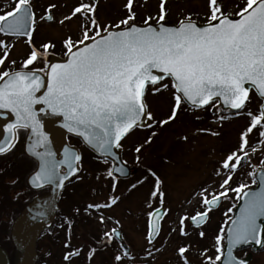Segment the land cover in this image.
<instances>
[{
	"label": "snow or ice",
	"instance_id": "6c2138e0",
	"mask_svg": "<svg viewBox=\"0 0 264 264\" xmlns=\"http://www.w3.org/2000/svg\"><path fill=\"white\" fill-rule=\"evenodd\" d=\"M133 2L126 0V15L117 24L101 26L94 16L95 3L81 0L59 21L62 23L76 16L81 26L80 36L75 41L71 37L62 40L67 59L62 63H45L42 68L30 66L46 57L53 45L51 42L42 43L39 48L31 45L35 24L31 0H15L10 11L0 14V33L29 38L28 51L21 59L19 69L0 71V109L8 110L15 117L12 123L3 127L5 139L0 141V154H5L14 145L18 129L30 130L32 137H39L27 149L29 155L39 161L38 167L27 178L31 187L63 186L69 176L79 171L81 161L80 154L67 147L62 153L63 159H55V154L47 146V137L40 130L41 121L34 105L41 106L40 113L62 117V127L67 132L81 137L100 155L116 160L112 149L120 148L122 139L134 128L166 126L174 122L182 104H187L189 109L211 110L219 103L223 109L236 110L233 114L239 115V110L244 109L249 98L246 85L252 86L264 101V0H243V6L234 13L229 11L232 6L221 0H206L205 26H197L189 16H185L173 28L160 23L165 20L166 0H159L158 30L148 25L151 16L145 18L144 27L130 25L134 19ZM54 7L49 4L41 18L52 21L50 9ZM233 15L238 19L232 18ZM11 47L12 44L0 39V64L5 62ZM40 73H44L46 79ZM165 79L170 84L164 83ZM148 85L153 86L152 93L170 90L171 106L161 119H153L152 112L147 110L144 97ZM248 117L247 125L238 134L237 145L219 162L216 174L221 176L218 184L221 190L212 192L202 188L199 204L203 210L178 217L179 234L186 236L185 221L191 225H203L209 211L227 192H235L244 198L239 214L234 219L229 218L227 256L222 260L221 234L225 227L221 225L214 236L215 256L204 255L207 249L201 253L207 264L221 260L222 264H247L246 260L234 255V249L252 244L264 248V173L260 175V191L242 192L247 185L239 184L232 188L229 184L232 174L247 159L248 150L255 151L248 144L247 135L256 129L262 138L258 142L264 144V103H261L257 114L249 112ZM155 135V131L151 132L145 143L151 142ZM180 138L186 139L184 136ZM140 150L139 146L133 149L137 153ZM114 171L123 173L124 169H107V176L113 180V189ZM252 174L248 173L249 176ZM160 184L161 180L156 178L151 196H163L159 191ZM117 199L109 196L104 204H88L85 211L110 207ZM162 211V208H154L147 214L146 239L149 244L154 234L159 232V225L153 217L159 218ZM99 220L103 223L104 217L100 216ZM103 235L107 242L114 237L119 238L120 234L112 228ZM197 235L203 237L204 233L200 231ZM188 248L189 245L182 244L176 249L182 264H188L185 256ZM73 254L75 250L65 253L63 258L68 261ZM91 255L90 251L88 256ZM127 256L125 248L123 257L118 252L113 259L116 264H122V259Z\"/></svg>",
	"mask_w": 264,
	"mask_h": 264
},
{
	"label": "rangeland",
	"instance_id": "374dc122",
	"mask_svg": "<svg viewBox=\"0 0 264 264\" xmlns=\"http://www.w3.org/2000/svg\"><path fill=\"white\" fill-rule=\"evenodd\" d=\"M14 1L0 0V14L10 11ZM80 2L81 0H31L35 15L34 38L44 36L49 40H59L69 34L77 39L81 32L77 17L74 16L62 23L59 21ZM83 2L93 3L91 0H83ZM125 2L126 0H96L94 16L97 23L101 26L117 24L126 15ZM221 2L232 6L229 11L234 4L243 5V0H221ZM49 4L55 5L50 9L53 20L45 23L41 17ZM158 4L159 0H134V15L138 16L141 22L145 13L151 11L152 20H156ZM165 6L169 10V17L172 18L169 21L174 23L187 10H194L197 13L206 12V0H167ZM0 39L6 42L1 33ZM22 47L23 44L17 42L13 50L9 49L11 55L5 59L6 67L13 65L10 63L11 60L21 61ZM163 82L170 84L168 80ZM151 88L146 90L145 102L148 105L147 110L153 114V119L158 120L169 112L170 90L152 93ZM259 104L260 101L250 95L249 101L244 109L239 111V115L224 114L216 106L211 110H189L181 105L174 122L163 127L152 125L151 128L131 131L121 142L123 160L131 168V173L126 179H115L114 189L112 178L107 176V169L111 165L94 159L80 142L70 139L71 145L78 148L81 156L80 172L68 187L69 193H72L70 209L78 218L79 226L74 235L60 240L58 245L53 243L52 239L42 241V244L48 248L45 247L46 250L41 253L43 261H47V264L86 262L116 264L114 256L120 252L123 257L124 252L118 241L115 242L113 238L112 241L105 242L106 238L103 235L109 229L115 228L120 231L129 249L128 256L122 259V264H182L176 252L182 244L189 245L185 253L188 264H207L201 253L207 249L204 255L215 256L214 236L219 232L222 221L231 214L227 209L235 192L229 191L225 194L227 199L224 203L220 201L203 227L193 228L186 220V236L179 234L178 217L189 216L195 211L203 210L199 204V193L202 188L212 192L221 190L218 188L221 176L216 174L219 162L237 145L238 134L249 121L248 113L257 114ZM200 129L208 131L201 132ZM153 131L156 135L146 144L145 140ZM182 136L186 139H181ZM261 139L256 129L247 135L248 144L252 145L255 151L249 149L247 159L232 174L229 181L232 188L238 182L249 183L251 176L248 173L253 172L255 168L264 169V144L258 142ZM137 146L141 149L138 153L133 151ZM156 178L161 180L159 191L163 193L162 197L150 195ZM109 196L118 198L115 204L107 208L85 211L88 204H104ZM159 207L164 210L160 232L149 244L146 239L149 219L147 214ZM100 216L104 217L103 223L99 220ZM200 231L204 233L203 237L197 235ZM63 241H66L64 247H62ZM73 250L75 254L66 261L63 258L65 253H72ZM90 251L91 257L88 256ZM251 264H264V251L254 255Z\"/></svg>",
	"mask_w": 264,
	"mask_h": 264
},
{
	"label": "flooded vegetation",
	"instance_id": "af4514ba",
	"mask_svg": "<svg viewBox=\"0 0 264 264\" xmlns=\"http://www.w3.org/2000/svg\"><path fill=\"white\" fill-rule=\"evenodd\" d=\"M14 4L15 1L13 3V6ZM34 30L35 28H33V32L30 37V42L32 46L39 48V45H41L42 43L51 42L53 47H50L48 49V55L46 57H42L39 63H34V65L30 67L42 68L44 67L45 63L47 64L49 63V61L53 56L63 58L65 56L64 55L65 49L63 48L62 40L65 37H71L73 41L76 40V37L74 35L71 36L69 34L63 36L59 40L58 39L49 40L44 36L35 39ZM3 37L6 39V43L13 45V47L10 48L12 50L14 48L15 43L21 42L23 44V47L20 49L21 51L20 57L22 58L25 57V54L28 51V47H29L27 43L29 38H14L5 35H3ZM40 51H43V49H40ZM9 55H11V50H9ZM16 62L17 61H15L13 65L7 67L4 65L5 62L3 64H0V71H3L5 69L8 70L19 69L21 61H18L17 63ZM224 114L234 115V114H229L228 112H224ZM25 135H26L25 130L18 129L17 138L14 145L5 154H0V250L6 254L8 258V264H17L19 259V254L15 249L11 237L12 230L15 224L17 223L20 224L19 221L21 222L20 220L21 216L22 215L25 216L29 212V208L35 199L43 197L48 193V191H46L45 189L32 188L27 183V178L29 177L31 172L36 168V163L28 156H26V154L23 151V143H24ZM66 141L69 144H71L69 138H66ZM259 169H263V168H255V170L252 172L253 174L250 177L249 183L246 184V183L238 182L237 184L233 185V188L237 187L239 184H245L247 185V188L242 189L243 192L246 189L255 187L257 185L255 176H256V172ZM75 177L63 188L57 203V211L54 215L52 223L50 224L49 227L45 228L40 233L36 241L35 250L37 254V259L35 264H43V263L47 264V261H43V258H41V253L43 252V250H46L47 248V246H44L42 244V241L44 240L48 241V239L49 240L52 239L53 243L58 245L57 243H59L60 240H63L64 238L68 239L72 235H74L76 228H78L79 226L78 218L74 216L72 210L70 209L72 207V201L70 200L72 197V193H69L68 191V187L72 184L73 180H75ZM13 180L15 181V183L14 184L10 183V181ZM220 198H221L220 200L221 203L222 202L224 203L225 200L227 199L226 196ZM238 200H239V196L237 197L236 203L234 202V198L233 200H231V204L228 207V209L232 206V213L234 207L238 203ZM212 211L213 210H210L208 215H210ZM228 221H226L225 227ZM114 240L116 242L115 238ZM64 245H66V241H63L62 247H64ZM263 251L264 248H259L256 251H252L251 247H241L236 251V256L240 259H245L246 257H249V261L247 264H251L252 257L254 255L262 253ZM86 263H90V262H86Z\"/></svg>",
	"mask_w": 264,
	"mask_h": 264
},
{
	"label": "water",
	"instance_id": "95a60500",
	"mask_svg": "<svg viewBox=\"0 0 264 264\" xmlns=\"http://www.w3.org/2000/svg\"><path fill=\"white\" fill-rule=\"evenodd\" d=\"M95 1V0H94ZM234 19H238V17H232ZM47 21V20H45ZM194 22V21H193ZM163 24L164 27H169V28H173V27H177L178 24H174L171 21H163L160 22ZM195 24H197V26H205V24H199L197 22H194ZM133 25V24H131ZM137 27H144L145 24L140 25V24H134ZM148 25H151L153 27H156L157 30L160 26L159 23H148ZM67 58L65 57L64 59H59L57 57H52L49 64L52 63H62L66 60ZM155 71V70H154ZM42 78L44 77V74H41ZM246 87H249V91L250 89H252L256 95L258 96V98L261 100V98L259 97L258 93L255 91V89L250 86V85H246ZM40 94V93H38ZM261 103H264V101L261 100ZM221 106V104H219ZM41 106L40 105H34V109H36L37 111V116L41 121V125H40V130L45 134V136L47 137V146L50 148V150L55 154V159L57 161L63 159V151L64 149L70 148L72 150H74L75 152H78L77 148L74 146H70L68 145L67 141H66V136L69 135L71 137H74L76 139H78L87 149H89L91 152H93L95 155L105 158L108 161H110L112 163V167L113 169L120 167L124 169V172H118V171H114L113 172V176L118 177V178H127L130 175V168L123 163L122 158H121V150L120 148H113L112 151L116 156V160H113L112 157H105L100 155L99 153H97L95 150H93L92 148H90L89 146H87L81 137L73 134V133H69L67 132L66 129H64L62 127V123H63V118L59 117V116H53L51 114L45 115L44 113H40L39 112V108ZM222 108V107H221ZM223 109V108H222ZM225 110V109H224ZM228 111H236V110H228ZM15 120V117L6 109H0V141L5 139V134L3 131V127L6 124H10ZM144 123L147 124L148 121L146 118H144ZM138 127H142V126H138ZM39 137H32L30 130H26V136H25V140H24V145H23V149H24V153L31 158L32 160H34L36 162V167H38L39 161L36 160L35 157H32L29 155L27 149L29 147V145L33 142L34 139H38ZM37 151H41V149H37ZM63 167V166H62ZM79 167V164H78ZM66 171V169L64 170ZM78 173V172H77ZM77 173H75L73 176H69L67 180H65L63 186L61 187H56L54 184H47L44 185L43 187L40 188H35V189H42V188H47L48 189V193L40 198L35 199L30 208H29V212L25 215V216H21L19 221L20 224H15L13 230H12V242L15 246L16 251L19 254V259L17 264H34L35 260H36V251H35V246H36V241L40 235V233L47 227L50 226V224L53 221L54 215L57 211V202L60 196V193L63 189V187L68 183V181L74 177ZM261 173H264L263 170H259L256 174V180H257V186L253 189H249L246 191H260L261 190V182H260V175ZM33 188V187H32ZM244 204V198L240 197L239 203L236 206L235 210H234V214H233V219L235 218L236 215L239 214L241 207ZM215 208V207H214ZM163 217V211L161 212V215L159 218H156L155 216L153 217V219L157 220V224L159 225V229H160V221ZM207 221V219H206ZM259 222V221H258ZM205 224V223H204ZM231 224V220L227 225V228L230 226ZM194 227H199L196 225H192ZM201 226V225H200ZM227 228L225 231V244H224V249H223V255H222V260L224 257L227 256L228 253V248H227ZM119 234L120 232L117 231ZM159 233V232H158ZM158 234H154V239L157 237ZM120 242V244H123V249H127V252H129V249L127 248V246L125 245L121 234L119 235V238H117ZM153 239V240H154ZM241 247H251L253 251L258 250L259 248L252 244V245H240L238 246L236 249L233 250L234 255H235V251ZM222 260L219 261L218 264H222ZM247 263L249 261V257H246L245 259ZM0 264H8V258L6 256V254L0 250Z\"/></svg>",
	"mask_w": 264,
	"mask_h": 264
},
{
	"label": "trees",
	"instance_id": "16d2710c",
	"mask_svg": "<svg viewBox=\"0 0 264 264\" xmlns=\"http://www.w3.org/2000/svg\"><path fill=\"white\" fill-rule=\"evenodd\" d=\"M166 3H167V0H166ZM173 4H175V2H173ZM242 6H239V4H234V7L232 8V10H230V12H233L234 13L236 10H238L239 7H242ZM157 13H158V8L156 10V15H157ZM148 16H151L152 17L151 11L145 13L144 19L140 22L139 21V17L134 15V19L130 23H140V24H143L144 21H145V18L148 17ZM169 16H170L169 15V10L166 7L165 20L172 19ZM185 16H189L193 21H196V22H199V23H206V19H207L206 16H205V13H197L194 10H187V11H185V13H183V15L180 18H178V20L175 23H178V21L182 20ZM153 21L154 22H158V15L156 17V20H152V18L150 20H148V22H153ZM121 27H124V26H121ZM92 156H94V155L92 154Z\"/></svg>",
	"mask_w": 264,
	"mask_h": 264
}]
</instances>
